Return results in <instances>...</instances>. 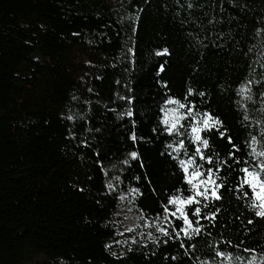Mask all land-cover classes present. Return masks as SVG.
Returning <instances> with one entry per match:
<instances>
[{"label": "trees", "instance_id": "1", "mask_svg": "<svg viewBox=\"0 0 264 264\" xmlns=\"http://www.w3.org/2000/svg\"><path fill=\"white\" fill-rule=\"evenodd\" d=\"M204 113L222 122L201 132L211 163L190 130ZM253 148L264 151V0H0V264H228L218 251L247 264L264 255V218L237 190L241 169L264 161ZM189 156L223 187L186 210L221 211L190 215L203 231L176 239L183 221L164 206L193 195Z\"/></svg>", "mask_w": 264, "mask_h": 264}, {"label": "snow or ice", "instance_id": "2", "mask_svg": "<svg viewBox=\"0 0 264 264\" xmlns=\"http://www.w3.org/2000/svg\"><path fill=\"white\" fill-rule=\"evenodd\" d=\"M168 53V49H164L162 52H157L156 55L161 56ZM164 71V66L161 65L160 72ZM251 84V81L249 82V85ZM245 85L242 86L240 89L241 95L245 96L246 99L251 100L252 97L250 95V86ZM192 94V90L189 89V95ZM166 103H174L178 104L180 108H185V105L180 103L177 100H168ZM188 114L192 115L193 110L189 108ZM127 115L129 117L132 116L131 110L128 111ZM204 118L202 120V124L194 125L191 128V135L194 142H199V145L196 148V156H199L200 160H206L208 163L212 162L211 156H205L202 149H209L210 142L208 139H205L201 136V132H207L211 131L213 129L219 130V126L221 125V121L212 117L209 113L203 114ZM245 119H247V116H245ZM165 123H168L167 120L164 121ZM179 121L177 120V123ZM176 129V123H173L169 128L166 129V131L171 134ZM220 136L223 138L225 136L224 131H219ZM131 139L133 141L136 140L135 133L132 134ZM253 141L256 140L255 137L252 138ZM229 143H232V138L228 137ZM235 149V145H232ZM180 148L184 147V142H180ZM174 151H179L178 149H174ZM253 153L260 157H264V151H260L259 153H256L255 148H253ZM230 156L234 155L233 153L229 154ZM130 156L132 159L138 158L137 152H131ZM175 158V157H174ZM127 163V161H125ZM179 164L181 166V169L185 173V182L189 185H191V188L193 190V195L187 196V197H181L180 195H174L169 197L168 205L175 206V211L170 210L168 205L164 206V220L171 223L170 220H168V217L171 216L177 220H182L184 227L180 228L178 231L173 228L172 232L175 233V238L180 239L181 234L183 237H186L188 239H192L193 236L199 235L204 228V225L200 224V219H197L195 221V224L198 226H193L194 222L192 219H190V215L198 218H202L204 220L209 221H215L217 218V213L221 211V209L217 208L215 212H213L210 215H202V207H196L194 211H192L190 214L186 210L192 205H201L203 201V208H207L209 203L212 201H219L222 199V194L219 191L222 187V183H217V179H214L215 172H219V169L217 168L215 172L213 169L209 168L206 170V172L200 171V168L202 165H196V160L193 156H189L187 160H180ZM196 165L190 169V166ZM241 172L244 173V176L241 180V183L238 185L237 190L243 191L245 187H247L251 191V203L250 208L256 210L255 215L258 217L264 218V161H261L259 164H257L254 168L251 170L248 167L242 168ZM203 177H207L204 179ZM198 181V183H197ZM111 187V185H109ZM132 192H138V189H132ZM243 195L245 197L248 196V192H243ZM202 198V199H198ZM252 220H248V224H252ZM128 231H132V229H128ZM158 231L169 238H172V233L169 232V230L165 227H159ZM149 238L152 239L151 234H149ZM231 243V242H229ZM181 247H184L183 244H181ZM245 252L251 251L252 253H255V250H249L244 249ZM217 256L224 257L225 260L228 261V264H232L233 259H235L237 262L241 261L242 257H235L233 258L231 254H225L223 252H217ZM175 259V258H173ZM247 264H264V255H261L259 258H257L256 255H252V257L247 261Z\"/></svg>", "mask_w": 264, "mask_h": 264}, {"label": "rangeland", "instance_id": "3", "mask_svg": "<svg viewBox=\"0 0 264 264\" xmlns=\"http://www.w3.org/2000/svg\"><path fill=\"white\" fill-rule=\"evenodd\" d=\"M203 120V119H202ZM202 120L200 121V122H196V123H193L192 125H191V128H192V126H194V125H199V124H202ZM191 130V129H190ZM190 170V169H189ZM191 171V170H190ZM204 179H206V177H203ZM197 183H198V181H197ZM175 207V206H174Z\"/></svg>", "mask_w": 264, "mask_h": 264}]
</instances>
